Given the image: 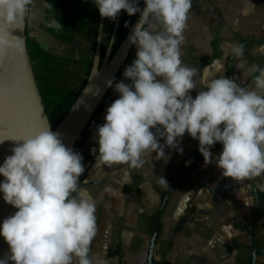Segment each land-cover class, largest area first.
Returning <instances> with one entry per match:
<instances>
[{"label":"clouds","instance_id":"9594fccd","mask_svg":"<svg viewBox=\"0 0 264 264\" xmlns=\"http://www.w3.org/2000/svg\"><path fill=\"white\" fill-rule=\"evenodd\" d=\"M94 3L99 15L110 21L121 10L129 16L141 12L136 0ZM144 3L128 37L136 47V58L123 77L131 83L114 85L120 95L107 107L105 123L96 128L98 148L90 150L98 152L95 165L138 169L153 152L156 160L167 161L165 145L182 153L177 138L187 132L198 140L204 164L214 160L223 177L243 181L264 173V68L258 64L245 68L244 46L227 44L237 59L236 68L258 75L252 76L247 87L223 75L211 78L193 98L190 91L197 88L193 79L197 69L180 58L192 0ZM30 4L32 0H0V58L11 50L23 51L22 39L11 33L22 30ZM149 18L161 30L153 31ZM49 26L60 24L52 21ZM258 50L264 51V45ZM106 86L113 87V80ZM21 140L0 165L4 177L0 193L5 203L17 209L0 224V236L10 253L0 264L8 260L14 264H105L90 256L97 235L96 205L78 184L84 172L81 155L65 147L60 134L48 127ZM216 143L222 150L213 157L210 147ZM160 182L169 187L163 177Z\"/></svg>","mask_w":264,"mask_h":264},{"label":"crops","instance_id":"0c3cea01","mask_svg":"<svg viewBox=\"0 0 264 264\" xmlns=\"http://www.w3.org/2000/svg\"><path fill=\"white\" fill-rule=\"evenodd\" d=\"M94 6V0H87ZM139 0H136V6ZM122 16V10L121 15ZM58 20L45 0H34L26 20L27 36L39 43V64H46L44 74L63 89H76L83 78L84 59L94 50V28L98 16L92 11L81 30L78 21L72 29L50 27ZM79 20V19H78ZM120 21V19H119ZM112 21L104 18L102 42ZM153 31L161 25L149 18ZM119 24V23H118ZM145 24L144 27H148ZM180 58L184 65L197 69L193 78L197 88L190 91L195 98L211 78H228L230 50L227 44L244 42L245 68L258 64L264 68V0H192ZM38 46V45H37ZM225 52H229L225 56ZM127 59L110 88L99 111L81 143L79 154L84 167L79 187L85 189L96 205L97 235L90 245V256L105 264H142L147 256L153 217L167 182L174 178L199 154V142L187 132L177 138L176 149L165 145L167 161L156 160V153L145 158L140 168L124 164L96 166L92 148H98L96 128L105 123L106 109L119 97L114 85L131 81L123 77L126 66L136 57L133 45ZM232 55L231 75L241 87L250 86L248 74L237 69ZM159 79V78H158ZM155 133V129H152ZM161 144L164 140L160 139ZM222 145L210 151L215 157ZM264 192V173L252 177ZM169 184V183H168ZM73 195H76L73 193ZM264 197V196H263ZM253 196L248 179L234 181L225 178L215 161L204 164V158L174 187L168 195L160 215L154 240L152 260H167L170 264H250ZM184 216L181 226L176 224ZM264 213L259 210L256 233V264H264ZM154 264V263H151Z\"/></svg>","mask_w":264,"mask_h":264},{"label":"water","instance_id":"95a60500","mask_svg":"<svg viewBox=\"0 0 264 264\" xmlns=\"http://www.w3.org/2000/svg\"><path fill=\"white\" fill-rule=\"evenodd\" d=\"M145 7L144 0L141 3V12H137L130 23L126 33L119 44L109 56V52L116 34L121 11L114 21L112 32L106 46L103 59L100 61L102 32L104 18L98 12L97 33L92 55V62L88 74L72 101L67 108L52 122L49 121L45 111L40 92L37 86L34 72L28 55L26 44V24L23 22L22 30L12 31L13 36L22 39L23 51L11 50L8 55L0 58V139H6L0 143V165L4 158L11 155V149L18 143H23L21 139L36 134L43 128L48 127L50 131L60 134V138L65 147L73 150L85 126L90 120L96 108L104 98L109 87L106 82L114 80L126 57L130 53L132 46L128 42L134 26L138 23L141 13ZM244 42H240L243 45ZM232 54L228 60V78L231 75ZM21 140V141H16ZM217 144V143H216ZM210 147V151L216 145ZM203 156L199 153L177 176L168 184L160 199L155 211L147 256L142 264L152 263V251L154 240L158 232L160 215L165 201L174 187L200 162ZM4 177L0 176V182ZM253 196V218L251 224V254L250 264H256V233L259 216V197L257 186L253 178L248 179ZM17 211L16 208L7 204L3 200V193H0V224L3 220ZM9 246L3 236H0V260L9 255ZM7 264H14L11 260Z\"/></svg>","mask_w":264,"mask_h":264},{"label":"trees","instance_id":"16d2710c","mask_svg":"<svg viewBox=\"0 0 264 264\" xmlns=\"http://www.w3.org/2000/svg\"><path fill=\"white\" fill-rule=\"evenodd\" d=\"M34 0H32L33 3ZM48 5H52V7H49L52 11L55 12L56 16H58V20L56 19L55 22H64L65 26L68 27L69 29H72L73 26H77V23L79 21L81 30L84 29L86 22H87V16L94 11L96 16H98V9L96 5L91 6L87 0H45ZM143 0H139V3L137 5L138 8H140L141 3ZM32 4L29 5V8ZM135 14L132 16H129L124 10H122V16L120 18L116 34L109 52V56L113 53L117 45L119 44L120 40L126 33L130 23L132 22ZM79 19V20H78ZM27 20V15L25 17V24ZM127 22V26H126ZM58 24V23H57ZM114 21H112L111 26L109 28V31L107 33V38L105 42H102L101 44V53H100V61L103 59L106 46L108 44L112 28H113ZM62 26L63 24L60 23ZM96 33H97V25L94 28V38H96ZM26 44H27V50H28V55L29 59L31 62L32 70L35 75V79L37 82V86L40 92V96L45 108V111L47 113L48 119L50 122L54 121L69 105V103L72 101L76 93L79 91L81 88L88 71L90 69V65L92 62V55L93 51L91 52V56L84 59L83 62V78L81 79L78 87L76 89H63L56 85L53 81H49L48 77L44 74V70L47 69L46 64H39L38 60H40L41 54H40V49H39V43L35 40L32 42V40L27 36V31H26ZM38 45V46H37ZM130 53L126 57L125 61L129 59ZM136 58V57H135ZM134 58V59H135ZM124 61V62H125ZM123 62V63H124ZM123 65V64H122ZM122 67V66H121ZM121 69V68H120ZM119 69V71H120ZM116 74L113 83L116 79V77L119 74ZM111 87H109L108 91L105 93L104 98L102 99L101 103L99 106L96 108L94 111L93 115L91 116L90 120L88 121L87 125L85 126L83 132L81 133L78 141L76 142L73 151L74 152H79L80 146L82 141L84 140L88 130L90 129L93 121L96 118V115L99 111V108L101 104L103 103L106 95L108 94L109 90ZM220 143H217L215 145L218 146ZM173 180V178H170L169 182ZM165 191V190H164ZM164 191L162 193H164ZM257 192H258V197H259V203H258V208L264 213V192L261 188L257 187ZM182 221H184V216L180 217L178 220V223L176 224V227H180L182 224ZM264 223V220L262 221ZM154 264H170L167 260L157 262V261H152Z\"/></svg>","mask_w":264,"mask_h":264},{"label":"rangeland","instance_id":"374dc122","mask_svg":"<svg viewBox=\"0 0 264 264\" xmlns=\"http://www.w3.org/2000/svg\"><path fill=\"white\" fill-rule=\"evenodd\" d=\"M106 38H107V36H106Z\"/></svg>","mask_w":264,"mask_h":264}]
</instances>
